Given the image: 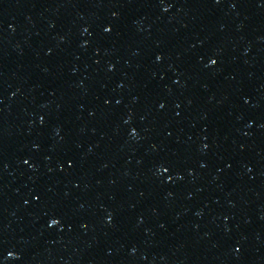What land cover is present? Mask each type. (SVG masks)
<instances>
[{
	"label": "water",
	"instance_id": "water-1",
	"mask_svg": "<svg viewBox=\"0 0 264 264\" xmlns=\"http://www.w3.org/2000/svg\"><path fill=\"white\" fill-rule=\"evenodd\" d=\"M0 264H264V0H0Z\"/></svg>",
	"mask_w": 264,
	"mask_h": 264
},
{
	"label": "snow or ice",
	"instance_id": "snow-or-ice-1",
	"mask_svg": "<svg viewBox=\"0 0 264 264\" xmlns=\"http://www.w3.org/2000/svg\"><path fill=\"white\" fill-rule=\"evenodd\" d=\"M104 31L107 32V31H109V29H108V28H105ZM156 59L159 60L160 57H156ZM210 63H212V62L210 61ZM56 223H57L56 220H53V221H52V224H56Z\"/></svg>",
	"mask_w": 264,
	"mask_h": 264
}]
</instances>
